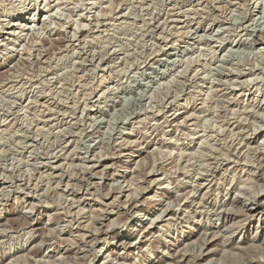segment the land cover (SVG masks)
Instances as JSON below:
<instances>
[{
  "label": "rangeland",
  "instance_id": "374dc122",
  "mask_svg": "<svg viewBox=\"0 0 264 264\" xmlns=\"http://www.w3.org/2000/svg\"><path fill=\"white\" fill-rule=\"evenodd\" d=\"M0 98V264H264V0H0Z\"/></svg>",
  "mask_w": 264,
  "mask_h": 264
},
{
  "label": "bare ground",
  "instance_id": "6f19581e",
  "mask_svg": "<svg viewBox=\"0 0 264 264\" xmlns=\"http://www.w3.org/2000/svg\"><path fill=\"white\" fill-rule=\"evenodd\" d=\"M91 1V0H90ZM96 1V0H95ZM158 1V0H157ZM164 1V0H163ZM142 3V2H141ZM147 6V5H146ZM216 6V5H215ZM257 6V5H256ZM112 7V6H111ZM191 7V6H190ZM84 8V7H83ZM149 8V7H148ZM155 8V7H154ZM161 9V8H160ZM202 9V8H201ZM193 12V11H192ZM150 13V12H149ZM198 14V13H197ZM69 18V17H68ZM93 18V17H92ZM217 18V17H216ZM152 19V18H151ZM150 19V20H151ZM97 21V20H96ZM81 24V23H80ZM129 24V23H128ZM85 25V24H84ZM133 25V24H132ZM172 26V25H171ZM27 27V26H26ZM82 27V26H81ZM84 28V27H83ZM176 33V32H175ZM182 33V32H181ZM185 35V34H184ZM197 35V34H196ZM122 37V36H121ZM94 40V39H93ZM113 40V39H112ZM174 40V39H173ZM31 44V43H30ZM65 44V43H64ZM144 46V45H143ZM105 49V48H104ZM117 65V64H116ZM221 66V65H220ZM72 69V68H71ZM217 73V72H216ZM112 75V74H111ZM211 79V78H210ZM241 81V80H240ZM85 86V85H84ZM37 87V86H36ZM215 89V88H214ZM42 90V89H41ZM223 92V91H222ZM168 94V93H167ZM63 95V94H62ZM77 95V94H76ZM90 95V94H89ZM197 95V94H196ZM10 97V96H9ZM208 98V97H207ZM263 98V97H262ZM261 98V99H262ZM1 99V98H0ZM29 100V99H28ZM168 104V103H167ZM242 107V106H241ZM11 110V109H10ZM62 112V111H61ZM71 114V113H70ZM82 114V113H81ZM175 115V114H174ZM141 121V120H140ZM29 122V121H28ZM27 122V123H28ZM5 123V122H4ZM159 124V123H158ZM214 126V125H213ZM227 126V125H226ZM235 127V126H234ZM214 128V127H213ZM215 136V135H214ZM234 136V135H233ZM2 137V136H1ZM229 137V136H228ZM241 140H243V139H241ZM17 141V140H16ZM117 141V140H116ZM205 142V141H204ZM239 142V141H238ZM132 143V142H131ZM240 145V144H239ZM245 148V147H244ZM119 149V148H118ZM164 149V148H163ZM229 150V149H228ZM243 150V149H242ZM241 150V151H242ZM254 150V149H253ZM203 151V150H202ZM249 151V150H248ZM207 153V152H206ZM249 153V152H248ZM259 153V152H258ZM240 154V153H239ZM257 155V154H256ZM202 156V155H201ZM242 156H244V155H242ZM258 156V155H257ZM262 157V156H261ZM100 158V157H99ZM243 158H245V157H243ZM257 158H260V157H257ZM23 160V159H22ZM199 160V159H198ZM259 160V159H258ZM26 163V162H25ZM37 164V163H36ZM36 166V165H35ZM59 166V165H58ZM216 166V165H215ZM54 168V167H53ZM199 170V169H198ZM184 172V171H183ZM47 173V172H46ZM61 173V172H60ZM48 174V173H47ZM167 174V173H166ZM259 174V173H258ZM56 175V174H55ZM12 176V175H11ZM57 176V175H56ZM59 177V176H58ZM46 178V177H45ZM61 178H62V176H61ZM259 179H260V181L261 182H264V174H260V177H258ZM257 178V179H258ZM7 180H8V178H7ZM255 181V180H254ZM76 182V181H75ZM197 187H196V192H200L201 191V189L203 188V186H204V182L202 183V182H200V180H197ZM48 184H50V183H48ZM68 185V184H67ZM37 186V185H36ZM50 186V185H49ZM116 186H118V185H116ZM262 186H264V184L262 185ZM250 189H252V187L250 188ZM250 189H249V191H250ZM263 189V188H262ZM227 191H228V193H227V196H230V194H231V191L233 190V189H226ZM234 191V190H233ZM252 191V190H251ZM250 191V192H251ZM246 192V191H245ZM249 192V193H250ZM256 192V191H255ZM30 193V192H29ZM134 193V192H133ZM240 193V192H239ZM247 193V192H246ZM248 193V194H249ZM238 194V193H237ZM64 195V194H63ZM196 195V194H195ZM235 195H236V192H235ZM243 195V194H242ZM245 195V194H244ZM239 196V195H238ZM223 197V196H222ZM226 197V196H225ZM263 197L264 196H262L260 193H257V194H249L248 195V197L247 198H244V199H242L241 201L240 200H236V199H232V197L231 198H229L228 200H214V202H211L210 203V205H209V209L210 210H208L207 212H208V216H210V217H216V222H218V224L220 223V225H223L224 227L226 226V224H227V222H229L230 220H232V214L231 213H229V210H228V208H227V206L228 205H233L234 203H241V206H242V208H244L245 209V211H246V213H247V215H250V217L253 219V218H258V221L260 222L263 218H264V211H262L261 209H259V208H253L255 205H258V204H260V203H262V199H263ZM131 198V197H130ZM216 198V197H215ZM221 198V197H220ZM47 203V202H46ZM72 203V202H71ZM129 203V202H128ZM248 203H250L249 205H252L253 207L251 208V206L249 207V205H248ZM134 204V203H133ZM208 204V203H207ZM31 205V204H30ZM232 205H231V207H232ZM130 207V209L129 210H127V212H126V215L128 216V220H127V224H128V229H129V227H132V228H136L137 226H141L142 225V229L143 230H145V233H146V235H145V237H143L145 240H146V238L147 237H149L150 235H152L153 234V225L155 226V224H154V221L152 222H150L149 223V225L147 224V225H145L144 224V222H143V220H142V217H150V216H153V214L151 215V212L149 211L147 214H140V213H138L139 212V210H141V209H139L140 207H138V206H136V204H135V206H129ZM182 207V208H181ZM180 209H181V211H184V209H183V206H180ZM186 210V209H185ZM80 212V211H79ZM231 212V211H230ZM175 213V212H174ZM156 214V213H155ZM171 214H172V211H169L168 209H166V210H164L163 212H162V214H160V215H162L163 217H160L159 216V218H167V217H169L170 216V220L172 219L171 218ZM179 214L180 213H178V216H179ZM24 215V214H23ZM88 215V214H87ZM174 215V214H173ZM181 215H184V213L183 214H181ZM175 216V215H174ZM177 216V215H176ZM188 217V216H187ZM157 218H158V216H157ZM152 219V218H151ZM150 219V220H151ZM175 219V218H174ZM179 219H181V221H183V220H185V217H178V221H180ZM155 220H156V218H155ZM168 220V219H167ZM166 221V220H165ZM177 221V222H178ZM188 221H185V223H187ZM71 223H73V222H71ZM189 223V222H188ZM232 223V222H231ZM70 224V223H69ZM72 225V224H71ZM83 225V224H82ZM167 225H171V223L169 222V224H167ZM74 226V225H73ZM95 226V225H94ZM120 226V225H119ZM178 226V225H177ZM80 227V226H79ZM176 226H174V228H175ZM223 227V228H224ZM86 228V227H85ZM171 227H169V229H170ZM173 228V229H174ZM212 228V227H211ZM211 228H209L208 230H210ZM222 228V229H223ZM88 229V228H87ZM133 229V230H134ZM257 229V231H259V230H261L262 232L264 231V228L262 229V228H259V227H257L256 228ZM65 230V229H64ZM88 231V230H87ZM92 231V230H91ZM61 232V231H60ZM169 233V232H168ZM61 235H63V231L60 233ZM81 236V238H82V240L80 241V242H82V243H84V240H85V242L87 243V242H89V243H92L94 240H95V237H94V235H87V234H82V235H80ZM140 236V235H139ZM144 236V235H143ZM61 237V236H60ZM133 234L131 233V232H127V233H124V238L127 240L125 243H124V240H122V243H118V244H121L120 246H122L123 244H127V245H130V244H134L133 242H134V240H133ZM178 238L180 237V236H177ZM178 238H176V239H178ZM55 239V238H54ZM142 239V237H139L137 240H135L136 241V243H137V245L139 244V243H141V242H139L138 243V240H141ZM150 239V238H149ZM101 240V239H100ZM130 240V241H129ZM132 240H133V242H132ZM212 241L211 240H208L206 243H205V247L204 248H206V251H207V253H206V255H204V252L202 251V253L199 255V256H197V261H204L206 258H207V255L209 254V252H208V250H209V247H210V243H211ZM85 246V245H84ZM167 246V245H166ZM42 247V246H41ZM102 250L103 249H100L99 250V253L100 252H102ZM19 252V251H18ZM60 253H62V252H60ZM98 253V254H99ZM16 257V256H15ZM121 257V256H120ZM124 257V256H123ZM41 259V258H40ZM123 260L126 262V264H131V263H128V261H130L131 259H129V257H124L123 258ZM125 262H124V264H125ZM139 263V261H137V262H134V263H132V264H138ZM60 264V263H59ZM144 264V263H143Z\"/></svg>",
  "mask_w": 264,
  "mask_h": 264
}]
</instances>
